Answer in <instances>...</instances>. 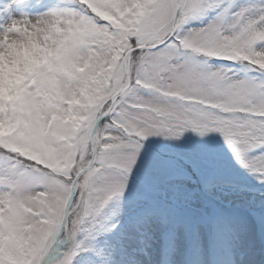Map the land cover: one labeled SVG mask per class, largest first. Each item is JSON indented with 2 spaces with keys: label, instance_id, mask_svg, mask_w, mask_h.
Wrapping results in <instances>:
<instances>
[{
  "label": "snow or ice",
  "instance_id": "6c2138e0",
  "mask_svg": "<svg viewBox=\"0 0 264 264\" xmlns=\"http://www.w3.org/2000/svg\"><path fill=\"white\" fill-rule=\"evenodd\" d=\"M0 264H264V0H0Z\"/></svg>",
  "mask_w": 264,
  "mask_h": 264
}]
</instances>
